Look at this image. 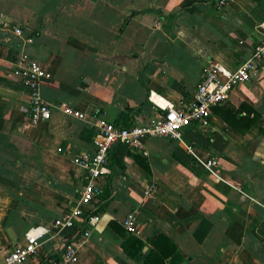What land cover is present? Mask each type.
<instances>
[{"label":"crops","instance_id":"0c3cea01","mask_svg":"<svg viewBox=\"0 0 264 264\" xmlns=\"http://www.w3.org/2000/svg\"><path fill=\"white\" fill-rule=\"evenodd\" d=\"M181 1L0 0V264L76 197L85 170L72 158L91 150L96 118L143 123L183 105L210 62L234 68L264 34V0H193L191 11ZM22 52L49 73L39 85L51 106L45 122L28 121L27 96L10 73ZM258 72L221 102L238 128L252 116L245 107L257 113L245 132L213 105L206 126L183 129L191 152L160 137L112 146L91 202L100 220L72 264H137L119 246L132 235L120 224L131 210L144 218L133 235L142 252L157 234L175 245L163 264H264V67ZM59 103L86 118L64 115ZM210 155L219 178L196 160ZM71 237L42 236L24 264L56 256Z\"/></svg>","mask_w":264,"mask_h":264},{"label":"built area","instance_id":"2783aa9c","mask_svg":"<svg viewBox=\"0 0 264 264\" xmlns=\"http://www.w3.org/2000/svg\"><path fill=\"white\" fill-rule=\"evenodd\" d=\"M222 5L226 0H216ZM12 32L19 34L17 27ZM264 67V34L255 42L248 56L234 68L229 69L217 62H210L202 70L195 84L193 98L183 105L169 106L161 114H156L143 123H132L121 127L103 118L93 122L96 131L92 138V148L88 152H80L73 156L72 162L84 168V180L72 203L51 222V228L33 226L24 233V242L15 245L3 254L1 264H24L33 259L36 246L42 236L69 232L72 234L61 246L56 256H49L37 261V264H72L76 258V246L90 236L92 228L100 220L97 213H91V202L98 194L96 178L106 171L107 152L115 144H124L132 148H140L147 138L160 137L175 140L191 152L190 146L183 140V129L191 123L204 127L207 125L211 107L223 102L234 86L248 81L257 75L258 68ZM10 73L16 77L28 99V121L31 124L45 122L50 117L51 106L40 95L39 85L49 78L41 63L34 57L22 52L17 57ZM64 115L85 119L86 114L64 103L56 104ZM201 168L213 177L219 178L218 163L214 155L204 160L197 159ZM153 187L145 191L150 193ZM138 219L135 211H128L120 224L128 234L137 233Z\"/></svg>","mask_w":264,"mask_h":264},{"label":"trees","instance_id":"16d2710c","mask_svg":"<svg viewBox=\"0 0 264 264\" xmlns=\"http://www.w3.org/2000/svg\"><path fill=\"white\" fill-rule=\"evenodd\" d=\"M193 2V0H182L180 3V7L191 11L193 10V6L191 5ZM220 105L221 103L214 105L212 107V110L216 111V113L227 123L229 127H232L239 133L245 132L257 117V113H255L253 109L245 107V110H247L245 112H251L252 116L247 119L246 124L242 128H238L236 126H233L231 121L232 119L230 115H228V109H225L224 106ZM239 106L242 107L245 105L239 103ZM129 122L130 119L124 114L120 118L114 120V124L121 127H127L131 125L132 123ZM95 212L96 211L94 209L91 210V213ZM119 246L123 253L129 258L135 259L137 264H163L164 258L175 251V245L162 234L156 235L152 247L145 252L141 251L144 243L139 238L133 235L123 238Z\"/></svg>","mask_w":264,"mask_h":264},{"label":"water","instance_id":"95a60500","mask_svg":"<svg viewBox=\"0 0 264 264\" xmlns=\"http://www.w3.org/2000/svg\"><path fill=\"white\" fill-rule=\"evenodd\" d=\"M136 216H137V219H138L139 221H143V220H144L143 216H141L140 213H137ZM144 250H145V246L142 248V251H144Z\"/></svg>","mask_w":264,"mask_h":264}]
</instances>
